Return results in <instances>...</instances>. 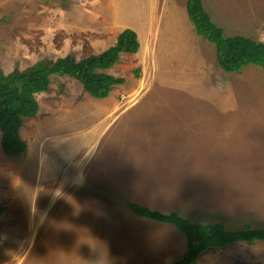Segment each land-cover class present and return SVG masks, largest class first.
I'll use <instances>...</instances> for the list:
<instances>
[{
    "label": "rangeland",
    "instance_id": "rangeland-1",
    "mask_svg": "<svg viewBox=\"0 0 264 264\" xmlns=\"http://www.w3.org/2000/svg\"><path fill=\"white\" fill-rule=\"evenodd\" d=\"M227 36L264 41V0H203ZM188 0H0V70L75 61L137 32L124 79L97 99L51 76L25 118L26 152L1 149L0 264H172L187 249L171 224L139 204L193 223L264 228V73L222 70L195 31ZM139 69V75H137ZM197 264H264V242L237 243Z\"/></svg>",
    "mask_w": 264,
    "mask_h": 264
},
{
    "label": "trees",
    "instance_id": "trees-1",
    "mask_svg": "<svg viewBox=\"0 0 264 264\" xmlns=\"http://www.w3.org/2000/svg\"><path fill=\"white\" fill-rule=\"evenodd\" d=\"M187 9L196 33L216 46L222 70L240 73L254 64L261 67L264 73V41L239 34L227 36L225 30L213 21L203 0H188ZM139 48L137 32L128 28L118 35L110 48L78 61L67 56L53 62L39 61L27 70L8 75L0 70V131L5 154L19 157L26 152L27 144L20 136V129L25 118L38 114L40 104L37 96L50 89L52 75L73 77L82 83L89 95L104 99L115 86L124 83L123 78L109 71L117 65L123 53L136 54ZM130 208L140 217L171 224L185 235L187 249L172 264H197L204 254L213 249H224L237 243L264 242V228L247 224L239 229H230L223 222L193 223L176 212L165 214L135 203L130 204ZM4 211L5 208L0 207V218Z\"/></svg>",
    "mask_w": 264,
    "mask_h": 264
},
{
    "label": "crops",
    "instance_id": "crops-1",
    "mask_svg": "<svg viewBox=\"0 0 264 264\" xmlns=\"http://www.w3.org/2000/svg\"><path fill=\"white\" fill-rule=\"evenodd\" d=\"M1 132V131H0ZM1 149H2V144H1ZM3 150V149H2ZM4 152V151H3ZM4 154H5V152H4ZM6 155V154H5ZM8 156V155H7ZM15 158V157H14Z\"/></svg>",
    "mask_w": 264,
    "mask_h": 264
}]
</instances>
